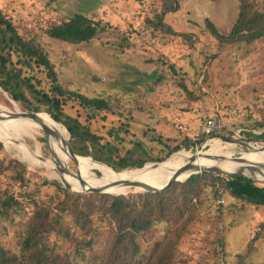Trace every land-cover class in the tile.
<instances>
[{"label":"rangeland","instance_id":"obj_1","mask_svg":"<svg viewBox=\"0 0 264 264\" xmlns=\"http://www.w3.org/2000/svg\"><path fill=\"white\" fill-rule=\"evenodd\" d=\"M255 1L264 13V0ZM176 2L178 10L165 13L163 18L172 32L157 30L148 23L162 12L164 0H0V9L27 40L42 46L65 90L110 100L111 110L94 120L74 100L66 101L64 111L104 138H110L111 129L127 122L130 135L121 134L127 138L120 147L123 151L131 147L129 140L138 139L155 157L165 156L186 139L191 140L190 147L181 150L192 152H206L209 147L204 145L208 141L220 139L222 146L227 147L222 153H232V157L241 156L238 151L244 145L247 149L263 148L264 138L259 136L264 127L253 125H264V39L251 44H225L211 33L208 21L220 34H230L238 18L239 0ZM76 14L86 15L103 28L90 43L74 45L48 36L49 27ZM31 74L41 80L43 89L50 90L45 71L36 69ZM0 105L8 112H27L1 88ZM209 118L216 120L217 129L207 135L201 131ZM256 137L260 141H241ZM157 138L161 142L154 141ZM223 138H232L235 146H227L229 142ZM38 141L46 143L43 137ZM26 142L31 148L36 147L33 138ZM43 151L51 156L47 145ZM66 157L68 168L76 173L68 154ZM1 158L17 159L28 170L24 189L0 176V194L11 189L21 202V210L30 211L38 200L62 197L55 187L43 185L47 179L58 181L66 189L44 168L30 167L5 145ZM154 163L157 162L149 164ZM82 164L90 169L92 165L79 161V174L85 176L87 169ZM95 173L102 175L97 170ZM216 189L218 193L205 187L183 232L177 231L174 222L145 231L140 257L149 256L157 242L174 241L173 264H264V208L233 198L222 187ZM142 193L145 192L133 190L126 196ZM15 220L0 222V242L9 250H15L22 228L21 213ZM96 225L99 233L94 247L101 254L108 225L103 219H97ZM49 242L55 250L71 252L68 242L57 235H52Z\"/></svg>","mask_w":264,"mask_h":264},{"label":"trees","instance_id":"obj_2","mask_svg":"<svg viewBox=\"0 0 264 264\" xmlns=\"http://www.w3.org/2000/svg\"><path fill=\"white\" fill-rule=\"evenodd\" d=\"M164 1L162 12L148 20V23L157 30L172 32L163 18L165 13L176 11L179 6L176 0H168L167 3ZM208 27L221 43L251 44L264 39V13L259 10L255 0H239L238 18L228 36L220 34L210 21ZM101 30L103 28L99 22L86 15L76 14L68 20L57 21L46 33L57 41L81 45L90 43ZM36 69L45 71L51 83L49 91L43 89L41 80L31 74ZM0 88L15 103L21 105L23 111L47 112L63 124L70 134V145L74 153L84 156L82 160L94 159L118 173L140 169L153 162H163L181 148L190 147L191 140L186 139L184 144L175 146L165 156L155 157L146 143L138 139L129 140L131 147L123 151L120 147L126 143L127 138L121 134L130 135L127 122L111 129L108 134L110 138H104L95 134L90 126L71 117L64 111L67 100L77 101L92 120L103 112L110 111L111 102L104 97H88L65 90L42 46L27 40L1 9ZM253 127L263 128L264 125L256 123ZM259 137L264 138V132ZM154 141L161 142V139ZM3 150L4 145L0 141V151ZM96 165L104 174L113 173L102 165ZM82 166L87 169L85 176L99 177L95 173L97 169H90L86 164ZM27 174L26 166L19 160L0 159V176L8 177L14 186L24 189ZM214 178V182H209ZM42 183L55 187L62 197L56 200H38L28 211L21 210V202L11 189L0 194V222L15 223L16 216L20 213L22 216V228L15 250L7 249L0 242V264H173L176 258L172 245L174 241L157 242L149 256L140 257L143 234L155 225L171 222L177 225V231L186 230L205 187L214 188L216 193L217 186L222 187L231 197L255 208H264L263 184L245 177H230L225 180L220 174L212 173L192 175L185 182H175L160 193L145 192L129 196L75 194L64 189L58 181L44 179ZM20 197H23L22 194ZM97 219H103L108 225V235L101 254L94 247L99 233ZM262 227L264 228V221ZM52 235L67 241L71 252H61L51 247L49 239ZM178 235L177 233L176 237Z\"/></svg>","mask_w":264,"mask_h":264},{"label":"bare ground","instance_id":"obj_3","mask_svg":"<svg viewBox=\"0 0 264 264\" xmlns=\"http://www.w3.org/2000/svg\"><path fill=\"white\" fill-rule=\"evenodd\" d=\"M8 113H10L8 112V109L0 105V114L6 116ZM38 116L41 121L40 123L25 118H5L3 120H0V140L4 143L6 148L14 149L20 159L23 162L27 163L30 167L44 168L45 171L49 172V176L51 178H57L62 183L63 181H65L66 183L71 185L73 190H83L80 180L66 173L63 174V176L59 175L58 173L59 167H65L69 169L66 159L67 154L69 156L70 162L74 164L66 145L67 141L69 140V134L67 130L47 113H38ZM41 124L46 125L49 129H51L56 135V137L51 136L46 140V143H40L38 141L39 138H45V133ZM27 138H33V140L37 142L36 147H34V149L27 144ZM234 141L235 140H232L231 143H226L227 146H235V144L233 143ZM45 145L49 147L53 155H44L43 147ZM204 146L209 147L208 151L203 152L198 150L196 152H192L180 150L162 164H147L144 168L127 170L120 173L115 172L112 168L104 164H100L94 160H82L81 158L83 157H78L76 159V168L78 170L79 161L92 165V168L97 169L99 172H101L102 175L100 177H89L80 175L81 180L86 184V189L102 188L105 189V192L113 195H127L133 190H142L138 187L124 185L113 186V184L117 182H142L151 186L162 187L170 180L176 170H178L180 167L186 165L189 162H193V160L196 164H198V166L201 167V169L218 167L219 169L229 173H234L239 170H243L245 174L251 175L255 179L261 181L264 180V170L263 175L258 173L252 175L247 168L248 166H252L253 164H256L258 162H264V149L244 148L243 150H239V154L244 158L245 161V163H239L236 161L229 160L233 156L232 153H222V149L227 147L222 146V140L220 139L208 141ZM221 157H225L226 159L221 160ZM96 164L104 166L113 173H102V169L97 167ZM192 174L194 173L185 174L180 178V180L182 182H185Z\"/></svg>","mask_w":264,"mask_h":264},{"label":"water","instance_id":"obj_4","mask_svg":"<svg viewBox=\"0 0 264 264\" xmlns=\"http://www.w3.org/2000/svg\"><path fill=\"white\" fill-rule=\"evenodd\" d=\"M47 114H49V113H47ZM5 118H10V119L25 118V119H31V120H33L34 122H37V123H40L41 122L40 121V118L38 116V113H36V112H22V111H20L18 109H16L15 111H11L6 116H3L2 114H0V120H3ZM56 122H58V121H56ZM58 123H60V122H58ZM61 125L67 130V128L63 124H61ZM42 127H43V130H44V133H45V138H46L45 140H47L51 136L52 137H56V135L54 134V132L51 129H49L46 125H42ZM67 132H68V130H67ZM68 134H69V132H68ZM223 139L226 142H229V143L232 142V138H226V139L223 138ZM241 141L244 142V144H248L249 142H257V141H260V139L257 138V137L256 138H243V139H241ZM66 145H67V148H68V152H69L71 158L73 159V162H74L75 167H76V164H77L76 159L78 157H84V156H79V155H76L74 153V151H73V149H72V147L70 145V139L67 141ZM244 148H245V145H244ZM262 149H264V147ZM175 153H173L170 157H172ZM51 154L53 155V153H51ZM86 157H90V156H86ZM90 158L93 159L92 157H90ZM220 159L221 160H225L226 158L225 157H221ZM229 160L236 161V162H239V163H245L244 158L242 156H239V157H231ZM165 161H163V162H165ZM163 162H157V163H154L153 165H159V164H162ZM98 163H100V162H98ZM100 164H103V163H100ZM104 165H106V164H104ZM247 168L251 172L252 175H254L255 173H258V174L263 175L264 162H258L256 164H253L252 166H248ZM58 173L61 176H63V174H65V173L66 174H69V175H71V176H73V177H75V178H77L78 180L81 181V184H82V187H83V190H81V191L73 190L72 187H71V185H69L68 183H66L65 181H63L62 184L64 185V187L66 188V190L68 192H70V193H75V194H91V193L104 194V193H107V192H105V189H102V188H87L86 189V184L81 180V177H80V174H79V171L77 170V168H76V173H73L71 170H69V169H67L65 167H59L58 168ZM188 173H194L192 175L202 174V173L221 174V175L226 176L227 178H230V177L231 178L232 177H245V178H248V179H250V180H252V181H254L256 183H259V184H263L264 185V180L261 181V180L255 179L253 176L245 174L243 170H239V171L234 172V173H229V172H225V171L219 169L218 167H210V168H203V169H201V167L198 166V164H196L194 162V160H193V162H189L186 165L180 167L178 170H176L175 173H174V175L170 178V180L164 186H162V187H157V186L155 187V186H151V185L146 184V183H142V182H131V181L117 182V183L113 184V186L124 185V186L138 187V188H141L142 189L141 191H143V192H147V193H160V192H163V191L167 190L175 182H182L180 180V178L182 176H184L185 174H188ZM191 176H189V178ZM227 178L225 180H227Z\"/></svg>","mask_w":264,"mask_h":264},{"label":"built area","instance_id":"obj_5","mask_svg":"<svg viewBox=\"0 0 264 264\" xmlns=\"http://www.w3.org/2000/svg\"><path fill=\"white\" fill-rule=\"evenodd\" d=\"M216 120L214 118H209L203 127V130L201 133H206L207 135L213 134L216 132L217 126H216Z\"/></svg>","mask_w":264,"mask_h":264}]
</instances>
